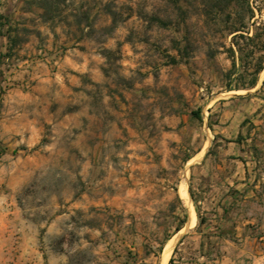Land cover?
Returning a JSON list of instances; mask_svg holds the SVG:
<instances>
[{"label": "rangeland", "instance_id": "obj_1", "mask_svg": "<svg viewBox=\"0 0 264 264\" xmlns=\"http://www.w3.org/2000/svg\"><path fill=\"white\" fill-rule=\"evenodd\" d=\"M228 1L51 0L44 14L23 0L0 27V99L14 74L47 80L29 144L0 125V205L20 207L15 224L0 211V261L22 214L32 264H160L171 242L165 264L190 256L189 157L264 146V0ZM31 37L40 52L24 61ZM232 101L250 108L237 135L220 122Z\"/></svg>", "mask_w": 264, "mask_h": 264}, {"label": "crops", "instance_id": "obj_2", "mask_svg": "<svg viewBox=\"0 0 264 264\" xmlns=\"http://www.w3.org/2000/svg\"><path fill=\"white\" fill-rule=\"evenodd\" d=\"M24 9L23 0H0V27L10 24ZM32 11L33 6H28L27 12ZM38 42V38L31 37L25 43L24 61H31L32 56L40 52ZM0 43L2 47L9 44V37L1 32ZM22 76L14 74L11 85L2 93L0 100L9 110L0 125L3 134L9 132L14 139L24 135L21 139L29 144V138L34 136L30 133L38 120L34 106L44 101L47 77L42 70L30 71L24 79ZM16 78H20L19 81ZM29 80H34V84L30 86ZM232 103L234 105L226 110L222 117L225 119L220 122L236 126L237 135L250 108L246 107L248 103ZM259 121L264 126V118ZM253 150L238 143L237 146L218 147L214 158L208 150H200L189 157L188 161L197 158L190 167L189 194L198 211V228L190 256L173 259L172 264H264V156L263 159L258 157V154L264 155V146L258 149L262 151ZM12 202L0 205V211H6L15 224L17 219L13 218L19 215L20 207L11 205ZM21 222L22 226L13 234L18 241L6 249L7 260L0 264H32L29 219L22 214ZM34 250L40 253L37 247ZM3 251L0 247V254Z\"/></svg>", "mask_w": 264, "mask_h": 264}, {"label": "bare ground", "instance_id": "obj_3", "mask_svg": "<svg viewBox=\"0 0 264 264\" xmlns=\"http://www.w3.org/2000/svg\"><path fill=\"white\" fill-rule=\"evenodd\" d=\"M179 192H180V196L183 199V202L185 203V205L188 209V213H189V220H188L187 226H192L195 223L196 213H195V209H194L191 197H190L189 192L187 190V186L181 184L179 187ZM172 245H173V242H171V244L169 246H165L166 248L163 251L161 264H165L167 262V260L170 256Z\"/></svg>", "mask_w": 264, "mask_h": 264}, {"label": "trees", "instance_id": "obj_4", "mask_svg": "<svg viewBox=\"0 0 264 264\" xmlns=\"http://www.w3.org/2000/svg\"><path fill=\"white\" fill-rule=\"evenodd\" d=\"M228 1V0H227ZM230 2H232V1H234V0H229ZM228 1V2H229ZM40 8L43 10V12H44V14H51V13H53L54 11H53V8H52V2H51V0H40ZM46 17H50V15L49 16H47V15H45ZM237 31H240V29H234L232 32H237ZM241 36V37H243V34L242 33H236L235 34V36ZM176 50L177 51H180L181 49L178 47V46H176ZM263 67L264 66H258V67H256L255 69H254V73L255 74H258L262 69H263ZM255 84H256V78H254L251 82H250V84H249V86H247V87H245V88H251V87H254L255 86ZM193 114L197 117V118H201V116H200V113L198 112V111H193ZM197 214H198V211H197ZM199 216V215H198ZM180 229V226H178L177 227V230H179ZM171 260V259H170ZM142 264H146V263H142Z\"/></svg>", "mask_w": 264, "mask_h": 264}, {"label": "water", "instance_id": "obj_5", "mask_svg": "<svg viewBox=\"0 0 264 264\" xmlns=\"http://www.w3.org/2000/svg\"><path fill=\"white\" fill-rule=\"evenodd\" d=\"M162 255H163V251H162ZM162 263V256H161V259H160V264Z\"/></svg>", "mask_w": 264, "mask_h": 264}]
</instances>
